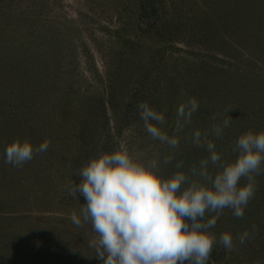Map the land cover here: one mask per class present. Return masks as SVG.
Wrapping results in <instances>:
<instances>
[{
	"label": "rangeland",
	"instance_id": "374dc122",
	"mask_svg": "<svg viewBox=\"0 0 264 264\" xmlns=\"http://www.w3.org/2000/svg\"><path fill=\"white\" fill-rule=\"evenodd\" d=\"M190 97L198 109L175 133ZM141 102L163 113L158 126L177 148L146 132ZM226 115L217 138L213 125ZM197 130L223 162L238 158L240 135L264 131V0H0V264H103L91 225L70 219L86 203L67 190L80 182L74 172L123 143L165 175L190 173L210 155L193 143ZM17 138L50 145L17 168L4 156ZM255 178L243 217L224 209L210 229L217 243L207 264H264V172ZM225 232L232 251L219 243Z\"/></svg>",
	"mask_w": 264,
	"mask_h": 264
},
{
	"label": "clouds",
	"instance_id": "9594fccd",
	"mask_svg": "<svg viewBox=\"0 0 264 264\" xmlns=\"http://www.w3.org/2000/svg\"><path fill=\"white\" fill-rule=\"evenodd\" d=\"M138 107L146 132L162 144L177 148L178 137L169 136L158 126L165 123L163 113L147 102ZM197 109L195 97L178 107L175 133L191 123ZM231 119L226 115L221 124L213 125L217 138ZM192 139L210 155L200 160L199 167L193 165L190 173L178 170L165 175L157 159L147 158L144 152L123 143L116 150L99 153L74 172L80 182L72 180L67 190L76 199L78 193L82 195L86 203L81 204L79 214L73 211L70 219L78 227L91 225L96 238L89 246L103 264H207L217 243L210 229L224 209H231L237 218L243 217L255 195V177L264 172V131L249 130L240 135L233 149L239 155L232 162L221 160L214 142L206 135L202 142L199 130ZM49 145L47 140L34 146L27 138H17L6 146L5 163L22 167L35 155L46 152ZM172 159L171 155L165 156L163 163L169 164ZM209 164L218 169L214 176L208 170ZM182 166L183 161L176 164L177 169ZM242 179L246 183L240 184ZM211 213L215 215L205 219ZM252 231H256L255 225ZM249 235L243 232L239 243L243 244ZM219 243L228 251L235 248L229 232L219 236Z\"/></svg>",
	"mask_w": 264,
	"mask_h": 264
}]
</instances>
